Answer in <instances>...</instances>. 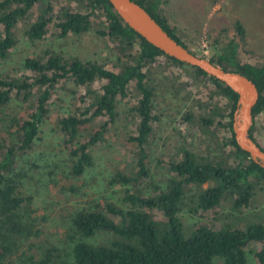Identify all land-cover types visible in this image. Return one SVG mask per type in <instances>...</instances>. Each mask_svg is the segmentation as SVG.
Wrapping results in <instances>:
<instances>
[{
    "label": "trees",
    "instance_id": "trees-1",
    "mask_svg": "<svg viewBox=\"0 0 264 264\" xmlns=\"http://www.w3.org/2000/svg\"><path fill=\"white\" fill-rule=\"evenodd\" d=\"M134 1L141 4L172 37L200 55L176 35L161 14L158 0ZM40 4L44 7L25 29L27 39L44 40L52 29L59 37L80 35L91 31L94 23L101 21L104 28L98 31L114 42L120 54L119 65L108 68L97 62H83L77 57L68 59L47 51L44 55L25 58L23 66L27 73L22 77H0V106H6L14 98H21L28 104L25 113L14 121L13 141L0 148V263L14 251L17 235L30 232L21 212L25 204H32V196L22 190L23 174L18 173L16 167L19 155L33 149L57 84L72 79L80 87L96 82L100 86L99 90L88 87L89 103L58 121L74 176L83 175L92 165L90 147L102 141L109 124L117 120L118 99L127 97L131 87L139 93L134 107L138 124L136 132L128 138L136 148L135 171L129 176L117 175L123 185L129 184L123 198L124 205L107 202L106 211L99 206L83 208L72 219L83 238L93 237L99 230L111 232L115 238L101 244L85 239L77 241L72 250L74 264H212L215 256L222 257L224 264H247L248 250L254 243L261 245L256 256L264 264V220L244 228L223 227L219 230L198 224L188 232L178 216L187 184L201 186L214 181L212 186L200 191L197 199L198 209L207 211L224 197L231 198L235 206L249 205L256 185L264 180V167L251 159L234 136L232 122L237 93L205 71L168 56L148 42L124 22L108 0H80L77 6L67 5L60 9L52 0H0V59L10 56L18 42L16 30L20 21L27 19ZM236 31L237 37L222 46L219 43L214 46L212 56H200L226 70L238 71L257 84L260 98L253 109L255 118L264 111V63L256 65L239 59L238 38L243 39L245 34L240 22L236 23ZM161 57L179 67L191 68L197 82L213 84L215 90L203 106L206 113L202 120L207 130L213 124L228 129L230 135L223 145L229 148L217 161L199 159L191 150L185 149L181 159L170 162L176 172L171 187L146 195L141 184L150 177L148 149L154 125L159 120L155 111L158 81L153 77L151 67ZM97 118L104 120L100 129L90 136H82L81 130ZM185 119H192V114H187ZM254 128L255 124L250 136L264 149L254 136ZM48 261H42V264Z\"/></svg>",
    "mask_w": 264,
    "mask_h": 264
},
{
    "label": "rangeland",
    "instance_id": "rangeland-1",
    "mask_svg": "<svg viewBox=\"0 0 264 264\" xmlns=\"http://www.w3.org/2000/svg\"><path fill=\"white\" fill-rule=\"evenodd\" d=\"M52 1L57 3V9L80 4V0ZM158 2L161 14L167 18L176 35L200 55L212 56L217 43L222 46L237 37L236 23L240 22L245 34L243 39L238 38L239 59L256 65L264 63V0ZM41 7L44 5H38L27 19L20 21L16 30L17 45L7 59H0V77H22L27 73L23 66L25 58L44 55L47 51L68 59L77 57L83 62H97L108 68L119 65L120 54L114 42L98 31L104 28L99 20L91 31L80 35L59 37L52 29L44 40L27 39L25 29L29 22L35 20ZM151 73L158 81L155 111L159 120L154 125L148 149L150 177L141 184L146 195L171 187L176 172L170 162L181 159L185 149L191 150L199 159L217 161L226 155L229 147H225L223 142L230 135L223 125L213 124L210 130L204 126L202 118L206 112L203 106L215 90L213 84L197 82L191 68L174 65L166 57H161L152 65ZM88 87L100 89L99 82L80 87L72 79L61 80L33 149L19 155L16 167L18 173L23 174L22 190L27 196H32V204H25L21 212L30 232L17 235L14 251L0 264H42L47 259V264H74L72 250L77 241L85 239L101 244L115 238L113 233L103 230L93 237L83 238L76 231L72 219L83 208L99 206L106 211L107 202L124 205L123 198L129 184L123 185L117 175L129 176L135 171L136 148L128 138L136 132L138 124L134 107L139 93L131 87L127 97L118 99L117 120L109 124L105 138L90 147L92 165L83 175L74 176L58 121L60 117L72 114L89 103L86 96ZM27 106L21 98H14L6 106H0V148L13 141L14 121L25 113ZM187 114H192V119L186 120ZM103 121L101 118L93 120L81 130V135L87 137L94 134ZM254 124V136L264 146V111L255 116ZM213 184L214 181L210 180L201 186L185 185L178 214L184 230L189 232L198 224L213 230L244 228L264 220V180L256 185L253 199L247 206H235L231 198L224 197L217 206L207 211L198 209L200 191ZM158 215L160 217L161 214L158 212ZM260 248V244H252L247 264H262L256 256ZM212 264H224V259L215 256Z\"/></svg>",
    "mask_w": 264,
    "mask_h": 264
},
{
    "label": "water",
    "instance_id": "water-1",
    "mask_svg": "<svg viewBox=\"0 0 264 264\" xmlns=\"http://www.w3.org/2000/svg\"><path fill=\"white\" fill-rule=\"evenodd\" d=\"M108 1L124 22L148 42L168 56L205 71L237 93V106L232 122L236 142L254 162L264 167V149L250 136V130L254 125L253 109L260 98L257 84L238 71L226 70L208 58L191 52L172 37L138 2L134 0Z\"/></svg>",
    "mask_w": 264,
    "mask_h": 264
}]
</instances>
